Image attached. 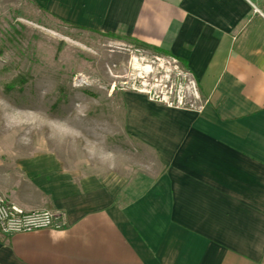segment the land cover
Here are the masks:
<instances>
[{"label":"crops","instance_id":"obj_1","mask_svg":"<svg viewBox=\"0 0 264 264\" xmlns=\"http://www.w3.org/2000/svg\"><path fill=\"white\" fill-rule=\"evenodd\" d=\"M28 1L60 25L180 63L204 104L119 95L122 134L157 167L131 196L0 134V198L62 220L2 238L0 264H264L262 0Z\"/></svg>","mask_w":264,"mask_h":264},{"label":"rangeland","instance_id":"obj_2","mask_svg":"<svg viewBox=\"0 0 264 264\" xmlns=\"http://www.w3.org/2000/svg\"><path fill=\"white\" fill-rule=\"evenodd\" d=\"M114 41L49 20L28 0H0V134L23 153L43 148L61 169L118 179L131 196L157 167L121 132L135 47Z\"/></svg>","mask_w":264,"mask_h":264},{"label":"built area","instance_id":"obj_3","mask_svg":"<svg viewBox=\"0 0 264 264\" xmlns=\"http://www.w3.org/2000/svg\"><path fill=\"white\" fill-rule=\"evenodd\" d=\"M136 65H146L147 72L137 73ZM127 69L130 72L128 91L142 96L148 103L193 113H197L204 104L196 94L190 75L169 57L131 49ZM61 227L62 220L55 212H21L0 198V240L10 235L56 231Z\"/></svg>","mask_w":264,"mask_h":264},{"label":"bare ground","instance_id":"obj_4","mask_svg":"<svg viewBox=\"0 0 264 264\" xmlns=\"http://www.w3.org/2000/svg\"><path fill=\"white\" fill-rule=\"evenodd\" d=\"M134 68L137 70L136 72L139 74H144L148 70L146 65H140V66L136 65V66H134Z\"/></svg>","mask_w":264,"mask_h":264},{"label":"trees","instance_id":"obj_5","mask_svg":"<svg viewBox=\"0 0 264 264\" xmlns=\"http://www.w3.org/2000/svg\"><path fill=\"white\" fill-rule=\"evenodd\" d=\"M94 34V33H93ZM97 35V34H96ZM98 36H100V37H102V38H106V39H111V40H115L114 39V37L113 36H111V35H98ZM180 66H181V64L180 63H178Z\"/></svg>","mask_w":264,"mask_h":264}]
</instances>
